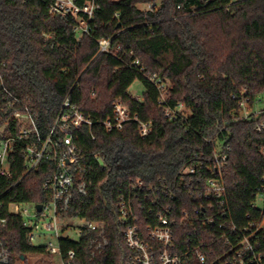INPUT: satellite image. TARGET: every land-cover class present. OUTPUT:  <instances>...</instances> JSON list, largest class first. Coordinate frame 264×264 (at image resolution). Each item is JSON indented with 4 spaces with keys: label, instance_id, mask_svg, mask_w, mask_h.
Listing matches in <instances>:
<instances>
[{
    "label": "trees",
    "instance_id": "1",
    "mask_svg": "<svg viewBox=\"0 0 264 264\" xmlns=\"http://www.w3.org/2000/svg\"><path fill=\"white\" fill-rule=\"evenodd\" d=\"M150 1L159 2L154 10L138 7ZM98 3L92 33L79 40L74 20L52 13L50 0H0V75L8 90L0 102L11 95L28 98L26 105L43 134L67 98L94 121L91 129L82 125L75 131L89 168L88 192L74 193L68 213L104 221V237L85 226L79 240L62 236V260L73 264L69 253L74 251L77 264H125L124 226L116 204L127 184L137 178L173 183L180 169L193 163H202V175L208 177L206 166L214 151L227 145L223 173L230 208L227 219L217 217L214 226L177 227L180 249L200 247L207 255L206 264H221L220 257L226 251L234 256L240 241L264 217V131L257 130L264 106L257 118L254 114L244 118L240 106L243 92L250 98L249 107L264 96V0ZM100 38L112 40L113 53H99ZM152 75L170 84L167 104L184 102L190 111L169 119ZM136 80L144 85L141 100L130 91ZM118 101L140 120L152 123L147 137L140 135L137 121L127 122L121 130L105 128L102 121L113 116ZM23 161L19 156L12 177L0 175V219H6L2 240L10 253L9 261L0 264L20 260L30 264L23 256L48 253L46 245L30 240V228L11 205L43 203V184L53 166L43 161L26 171ZM183 195L188 197V192ZM259 195L263 207L257 204ZM220 222L234 227L227 229L231 243L225 241ZM252 240L264 263V231ZM98 242L104 247L96 248Z\"/></svg>",
    "mask_w": 264,
    "mask_h": 264
},
{
    "label": "built area",
    "instance_id": "2",
    "mask_svg": "<svg viewBox=\"0 0 264 264\" xmlns=\"http://www.w3.org/2000/svg\"><path fill=\"white\" fill-rule=\"evenodd\" d=\"M158 4V1H150L141 3L138 7L142 10H154ZM98 8V0H50L52 13L71 17L74 20V32L79 40L92 33ZM98 44L99 53L114 52L111 39L100 38ZM151 80L160 90L159 103L169 119H176L190 111L186 109L184 102H179L175 107L167 104L171 86L155 75L151 76ZM0 84L3 91L0 92L2 98V94H7L8 90L1 75ZM135 98L141 100L139 96ZM249 100L246 92H243L240 106L244 118L250 117L247 113ZM27 101L28 98L11 95V98L0 102V175L6 178L12 177L14 164L17 167L19 156L24 158L23 166L26 171L38 167L43 161L52 164L53 173L43 184L45 200L41 203V210L39 211L36 208L37 204H34L29 211L21 203L12 204L11 210L23 216L24 224L30 228L29 238L32 242L36 231L41 228L40 220L48 216L46 212H52L54 223L48 224L47 228L55 231L56 236L59 237V245L50 242L46 248L49 253L59 254L62 258L60 245L62 237L60 232L63 231L62 215L68 213L69 203L75 192L83 195L88 192L86 175L89 168L81 156L82 148L76 144L75 131L82 125H88L91 129L94 121L72 106L67 98L54 124L46 134H43L35 113L26 105ZM260 114L261 112L258 111L256 118ZM129 121L139 123L142 137H147L152 131L150 121L140 120L138 115L133 114L121 101L114 104L113 116L102 123L108 131H113L123 129ZM12 130L13 133L9 134ZM257 130L264 131V118L259 120ZM229 150L230 147L227 145H219L216 148L206 166V171L210 173L208 177L202 175V163H193L182 167L173 183L163 179L148 181L137 178L127 184L125 192L118 196L116 204L120 222L124 226L123 239L127 249L125 264H206L207 255L200 247L185 250L179 248L177 227L189 224L214 226L217 217L227 219L230 208L223 173ZM95 158L100 160L99 155ZM184 192H188V197L183 195ZM2 205L0 199V207ZM5 223L6 219H0L1 226ZM83 226L104 237V221L86 220ZM219 226L225 230V241L231 243V232L227 229L233 231L234 227L228 226L226 222H220ZM260 230L264 231V217L257 223V229L240 241L234 256H230L231 252L226 251L220 257L221 264H264L262 255L256 253L252 240L257 238ZM1 231L0 249L5 247ZM187 241L190 243L191 239ZM104 242L106 244L105 238ZM103 247L101 242L96 245V248ZM9 257L0 255V263L8 262ZM69 258L73 264H77L74 251L69 253Z\"/></svg>",
    "mask_w": 264,
    "mask_h": 264
},
{
    "label": "rangeland",
    "instance_id": "3",
    "mask_svg": "<svg viewBox=\"0 0 264 264\" xmlns=\"http://www.w3.org/2000/svg\"><path fill=\"white\" fill-rule=\"evenodd\" d=\"M170 85V84H169ZM131 93L136 97H143L144 92V85L140 80H136L133 85L130 88ZM264 106V96L260 98V101L258 104H256L253 107L247 108V113L249 115L258 113V111H261V108ZM263 197L261 195L258 196L257 204L259 206L262 205ZM34 206V203H25L23 204L24 208H28L29 211L32 210V207ZM48 216H44L40 220V229L36 231L35 239L33 240V243L36 245H48L50 242H52L54 245H59V237L56 236L54 230H49L47 228V225L50 223H54L53 213L52 212H46ZM62 229L63 227H66L65 232H60L62 236H69L72 239L79 240L81 236V227L86 224V219L80 218V217H74L71 216L69 213H64L62 215ZM60 221V223H61ZM2 230V231H1ZM0 231L3 232L2 226H0ZM2 238V234H1ZM3 253V254H1ZM0 255L2 257H9L10 253L7 251V247H2L0 249ZM28 260L30 264H63L62 258L59 254H51V253H44V254H28L26 256H23ZM17 264H24L22 260L18 261Z\"/></svg>",
    "mask_w": 264,
    "mask_h": 264
},
{
    "label": "water",
    "instance_id": "4",
    "mask_svg": "<svg viewBox=\"0 0 264 264\" xmlns=\"http://www.w3.org/2000/svg\"><path fill=\"white\" fill-rule=\"evenodd\" d=\"M36 208L40 211L41 208H42V204L41 203L40 204H37Z\"/></svg>",
    "mask_w": 264,
    "mask_h": 264
}]
</instances>
